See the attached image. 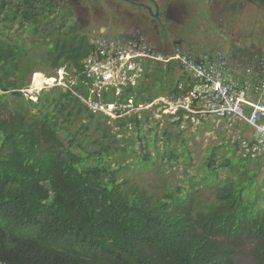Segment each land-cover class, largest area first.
Wrapping results in <instances>:
<instances>
[{"label": "trees", "instance_id": "16d2710c", "mask_svg": "<svg viewBox=\"0 0 264 264\" xmlns=\"http://www.w3.org/2000/svg\"><path fill=\"white\" fill-rule=\"evenodd\" d=\"M73 13L60 0H0V92L15 99L13 111L0 104V264H264V206L259 197H245L241 182L220 183L217 203L195 211V183L187 196L166 190L153 199L120 180V167L110 168V145L104 142L110 136L100 126L107 115L75 95L87 96L81 63L95 37L70 20ZM36 63L55 72L67 68L76 82L47 86L33 101L20 89L30 85L27 75ZM171 63L163 68L155 62L152 72L147 63L122 101L132 95L140 105L159 96H186L190 78ZM153 75L159 79L156 91L150 89ZM114 98L106 93L104 101ZM82 110L89 123L76 127ZM126 120L138 122L134 113L115 121ZM149 141L140 140L136 159L151 161ZM211 162L207 169L216 172Z\"/></svg>", "mask_w": 264, "mask_h": 264}, {"label": "rangeland", "instance_id": "374dc122", "mask_svg": "<svg viewBox=\"0 0 264 264\" xmlns=\"http://www.w3.org/2000/svg\"><path fill=\"white\" fill-rule=\"evenodd\" d=\"M187 1L189 3L185 4L184 11L174 13L178 18L166 22L164 34L170 47L175 44L194 55L204 52H223L231 58L237 55L236 58L240 59L241 63H245L253 52L264 54V1ZM236 1L242 4H233ZM60 3L73 7L74 13L70 20H76L80 30L89 38H94L100 33L119 37L125 31L130 33L141 29L147 33L155 47L160 45L155 41L157 32L153 25L150 27L139 17L140 10L137 11V8H141L140 5L137 7L125 0H60ZM128 12L130 16L127 15ZM26 35L27 46L32 50L29 53L34 54L33 49L36 47L29 35ZM38 47L45 49L43 44ZM21 62H27V58L23 56ZM171 62H159V65L168 68ZM27 64L24 66L27 67ZM149 64L148 71H154L155 62ZM171 64L175 66L178 75L183 73L177 63ZM49 74L52 76H45ZM27 78L30 81L27 88L33 97H37L47 86L64 87V84L76 82L75 75L67 68H60L55 72L42 63H36V66L29 70ZM53 78L57 79L55 83H52ZM150 79V89L156 91L155 86L157 87L159 79L156 75ZM121 94L117 95L119 97L115 96L112 102L122 101ZM14 101L11 95L0 92V104L8 111L15 110ZM150 103H134L135 109L127 114L134 113L138 122H118L115 120L122 117L105 113L107 117L100 123L103 131L110 136L104 140L110 145V168H121L120 180H126L128 186L137 190L144 189L153 199L164 197L166 190L173 195L187 196L191 192V184L195 183L196 190L192 197L195 211L213 207L217 203L216 191L220 183L236 180L246 187L245 197H259V205L264 206V193H261L264 190V158L257 152H252L256 134L251 126L243 121H236L233 126H229L224 119L209 115L192 116L184 113L179 119L176 115L162 112L157 102L153 105ZM97 115L103 120L100 114ZM90 122L91 128H94V123ZM80 123H89L85 110H82L80 120L74 125L79 127ZM97 133L95 131L93 134ZM155 133L157 136L152 140L151 136ZM129 138L136 143L130 145L127 142ZM141 139L150 140L146 151L152 158L151 161L141 160V157L136 159L137 154L140 155L141 152ZM122 147L124 151L121 152ZM211 157L214 159L211 164L217 171L219 169V172L211 173L207 169V160ZM250 174L252 179L247 181ZM245 251L246 248L242 256ZM243 259L248 260L246 256Z\"/></svg>", "mask_w": 264, "mask_h": 264}, {"label": "built area", "instance_id": "2783aa9c", "mask_svg": "<svg viewBox=\"0 0 264 264\" xmlns=\"http://www.w3.org/2000/svg\"><path fill=\"white\" fill-rule=\"evenodd\" d=\"M92 48L81 63L87 96L75 93L90 109L113 117L132 113V97L127 101H104L106 93L117 96L136 86L149 62L175 61L190 78L188 93L176 100L159 96L150 105L157 102L164 113L185 110L192 116H214L229 126L243 121L256 134L252 152L264 158V54L253 52L241 63L237 55L231 58L223 52L194 55L178 45L157 48L140 29L119 37L100 33L93 39ZM55 81L53 78L52 83ZM20 91L36 100L28 88Z\"/></svg>", "mask_w": 264, "mask_h": 264}, {"label": "flooded vegetation", "instance_id": "af4514ba", "mask_svg": "<svg viewBox=\"0 0 264 264\" xmlns=\"http://www.w3.org/2000/svg\"><path fill=\"white\" fill-rule=\"evenodd\" d=\"M130 1L134 5L138 7L140 5L141 8H137L138 15L140 18H143L144 21H146L150 27L153 25L157 32V36L155 37V41L159 42L157 44L159 47H164L167 49L170 47L168 43V39L166 35L164 34L166 22L174 20V18H178L176 14H179L178 12L184 11V8L186 7V3L188 5L187 0H125ZM134 1V2H133ZM213 0H208V2H212ZM244 3H251L254 2L253 0H242ZM263 1V0H262ZM142 2V3H139ZM185 2V3H184ZM263 4V2H261ZM233 4H242V2H234ZM186 9V8H185ZM130 16V12L128 14ZM145 32V31H144ZM146 33V32H145ZM147 34V33H146ZM148 36V35H147ZM175 45V44H174Z\"/></svg>", "mask_w": 264, "mask_h": 264}, {"label": "clouds", "instance_id": "9594fccd", "mask_svg": "<svg viewBox=\"0 0 264 264\" xmlns=\"http://www.w3.org/2000/svg\"><path fill=\"white\" fill-rule=\"evenodd\" d=\"M106 34V33H105ZM107 35V34H106ZM108 36V35H107ZM109 37H111V36H109ZM149 39V38H148ZM95 111V110H94ZM102 112V111H101ZM104 113V112H103ZM105 114V113H104ZM106 115V114H105Z\"/></svg>", "mask_w": 264, "mask_h": 264}, {"label": "bare ground", "instance_id": "6f19581e", "mask_svg": "<svg viewBox=\"0 0 264 264\" xmlns=\"http://www.w3.org/2000/svg\"><path fill=\"white\" fill-rule=\"evenodd\" d=\"M48 82H50V80H47Z\"/></svg>", "mask_w": 264, "mask_h": 264}, {"label": "crops", "instance_id": "0c3cea01", "mask_svg": "<svg viewBox=\"0 0 264 264\" xmlns=\"http://www.w3.org/2000/svg\"><path fill=\"white\" fill-rule=\"evenodd\" d=\"M132 24V23H131Z\"/></svg>", "mask_w": 264, "mask_h": 264}]
</instances>
